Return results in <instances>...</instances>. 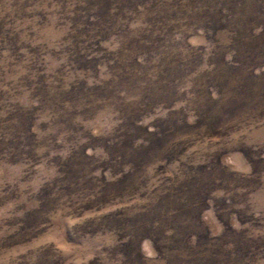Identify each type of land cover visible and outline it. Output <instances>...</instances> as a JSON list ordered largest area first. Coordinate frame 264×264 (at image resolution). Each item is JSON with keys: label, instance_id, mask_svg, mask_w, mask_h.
<instances>
[{"label": "rangeland", "instance_id": "1", "mask_svg": "<svg viewBox=\"0 0 264 264\" xmlns=\"http://www.w3.org/2000/svg\"><path fill=\"white\" fill-rule=\"evenodd\" d=\"M0 264H264V0H0Z\"/></svg>", "mask_w": 264, "mask_h": 264}]
</instances>
